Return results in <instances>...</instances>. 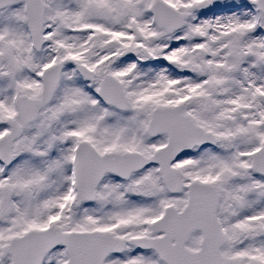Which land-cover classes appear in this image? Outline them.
I'll return each instance as SVG.
<instances>
[{"label":"snow or ice","instance_id":"obj_1","mask_svg":"<svg viewBox=\"0 0 264 264\" xmlns=\"http://www.w3.org/2000/svg\"><path fill=\"white\" fill-rule=\"evenodd\" d=\"M0 264H264V0H0Z\"/></svg>","mask_w":264,"mask_h":264}]
</instances>
